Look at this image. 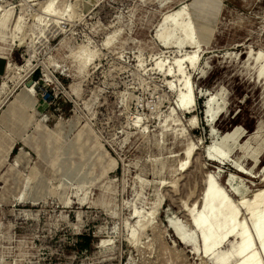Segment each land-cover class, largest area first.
Wrapping results in <instances>:
<instances>
[{
  "label": "rangeland",
  "instance_id": "obj_1",
  "mask_svg": "<svg viewBox=\"0 0 264 264\" xmlns=\"http://www.w3.org/2000/svg\"><path fill=\"white\" fill-rule=\"evenodd\" d=\"M53 1L0 0V264H213L190 215L211 181L239 226L218 252L243 227L264 264L239 204L264 187V0ZM180 6L183 33L164 23Z\"/></svg>",
  "mask_w": 264,
  "mask_h": 264
},
{
  "label": "bare ground",
  "instance_id": "obj_2",
  "mask_svg": "<svg viewBox=\"0 0 264 264\" xmlns=\"http://www.w3.org/2000/svg\"><path fill=\"white\" fill-rule=\"evenodd\" d=\"M47 2L46 6L43 8L46 13L53 14L54 9V1ZM183 6V5H182ZM57 12V11H56ZM56 14V13H55ZM164 23L165 24H179L180 30L179 32L183 33L189 26V22L185 19V11L183 7H177L176 10L171 12V14L164 16ZM164 35L162 34L161 37ZM190 40H192L193 36H190ZM108 43V42H107ZM197 58L192 56L190 58L191 65L196 64ZM264 62L263 54H259L256 63L262 64ZM178 64V72L182 74V65L181 60L177 61ZM157 67L160 69L162 67L161 63H157ZM254 68V67H253ZM204 76V70L201 71ZM259 78L264 77V72L260 74ZM8 76V75H7ZM167 77H170V71L166 73ZM7 80V79H6ZM28 86L24 87L22 90L18 91L14 96L15 101L22 104L25 108H31L34 105V98H32V94L30 93L32 88V83L27 84ZM186 89L189 91L188 81L184 82ZM172 87V84L170 83ZM170 87V88H171ZM213 96H208V106L213 104L214 101ZM193 104L192 101V93L189 91L187 94H179L176 99V108L179 110H183L186 113H190L191 111H187L190 109L191 105ZM212 106V105H211ZM193 122V119H192ZM258 135V134H257ZM216 148H210L208 152V157L214 155L216 152ZM190 152V151H189ZM188 152V153H189ZM210 158V157H209ZM225 155L221 158L224 159ZM19 157L17 156L15 162H19ZM257 159V158H256ZM231 165L239 172L257 175L251 168H247L242 161L240 160H232L230 161ZM77 171V170H76ZM39 175V174H38ZM38 177V176H37ZM36 179L38 180V178ZM211 181V180H210ZM209 181V182H210ZM64 182L60 184V186H64ZM48 191L46 188L42 186H37L31 192L23 194L25 200L36 203L40 198L46 196ZM51 195V194H50ZM251 195V194H250ZM6 196V195H4ZM48 196V195H47ZM3 197V196H2ZM1 197V198H2ZM22 197V195H21ZM22 197V198H23ZM20 198V199H22ZM244 198V199H243ZM240 200L241 205L244 206L247 215L250 218L251 226L254 230L255 236L259 243V248L262 252H264V187L260 188L258 191H255L249 197H243ZM6 199V198H5ZM23 200V199H22ZM204 202V212L202 214H196L194 209H190V215L193 216L194 225L199 232L200 236L204 240V252L209 257H212L213 264H230L234 255H243L247 254V252L251 248V239L249 234L247 233L246 229L240 227V236H241V243L239 246H231L228 251L225 252H218V247L221 245L222 241L224 240L227 234L235 233L239 226L236 224L237 218V208L223 197H221L216 190L212 181L209 183L205 198L203 199ZM161 206V202H157L154 206L149 210V214H155L159 207ZM175 235L183 242L187 243L189 241L188 235L183 232L181 229L176 228ZM239 264H260L254 254H247L244 255L241 262Z\"/></svg>",
  "mask_w": 264,
  "mask_h": 264
},
{
  "label": "crops",
  "instance_id": "obj_3",
  "mask_svg": "<svg viewBox=\"0 0 264 264\" xmlns=\"http://www.w3.org/2000/svg\"><path fill=\"white\" fill-rule=\"evenodd\" d=\"M5 67H4V61L0 60V76L4 73Z\"/></svg>",
  "mask_w": 264,
  "mask_h": 264
},
{
  "label": "water",
  "instance_id": "obj_4",
  "mask_svg": "<svg viewBox=\"0 0 264 264\" xmlns=\"http://www.w3.org/2000/svg\"><path fill=\"white\" fill-rule=\"evenodd\" d=\"M232 166V165H231Z\"/></svg>",
  "mask_w": 264,
  "mask_h": 264
}]
</instances>
